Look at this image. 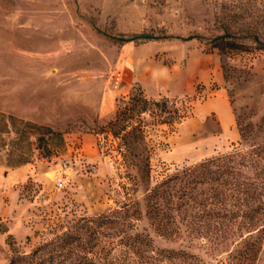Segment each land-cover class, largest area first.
<instances>
[{
	"label": "rangeland",
	"instance_id": "374dc122",
	"mask_svg": "<svg viewBox=\"0 0 264 264\" xmlns=\"http://www.w3.org/2000/svg\"><path fill=\"white\" fill-rule=\"evenodd\" d=\"M154 79L182 93L148 97ZM216 89L237 137L159 157ZM85 131L112 171L76 162ZM26 162L0 189V264H264V0H0L1 175Z\"/></svg>",
	"mask_w": 264,
	"mask_h": 264
},
{
	"label": "crops",
	"instance_id": "0c3cea01",
	"mask_svg": "<svg viewBox=\"0 0 264 264\" xmlns=\"http://www.w3.org/2000/svg\"><path fill=\"white\" fill-rule=\"evenodd\" d=\"M162 84L164 83L155 79L144 83L143 88L146 96L157 97L182 93L176 87L159 88ZM96 135L98 133L90 131L82 133L81 146L75 150L74 158L76 162H79L82 160L80 159L82 156L90 167L99 172L112 171V165L98 159V152L91 151L97 139ZM237 135L234 113L228 97L221 89H216V93L212 96L200 99L193 105L192 114L179 123L175 134L166 139L169 147L158 149L156 154L168 162L194 160L224 147ZM31 168V165L26 162L11 167L6 173L3 170L1 175L4 164L0 163V189L2 185H10L16 180L28 176ZM72 168L76 171L79 170L78 165H73Z\"/></svg>",
	"mask_w": 264,
	"mask_h": 264
},
{
	"label": "built area",
	"instance_id": "2783aa9c",
	"mask_svg": "<svg viewBox=\"0 0 264 264\" xmlns=\"http://www.w3.org/2000/svg\"><path fill=\"white\" fill-rule=\"evenodd\" d=\"M128 94L124 93V96L119 100V105L122 107L127 104ZM66 160H62L57 167L54 168V182L57 187H61L65 183L66 179Z\"/></svg>",
	"mask_w": 264,
	"mask_h": 264
},
{
	"label": "trees",
	"instance_id": "16d2710c",
	"mask_svg": "<svg viewBox=\"0 0 264 264\" xmlns=\"http://www.w3.org/2000/svg\"><path fill=\"white\" fill-rule=\"evenodd\" d=\"M193 36H196V35H195V34H190V35H187L185 38H191V37H193ZM135 37L155 38V37H158V36H156V35H154V34H150V33L141 32V33H138V34H133V35H131V36H120V39L123 40V41H127V40L133 39V38H135ZM137 100H138V101H139V100H142L143 102H146V101H147V98H145V97H140V98L137 99ZM135 104L137 105L138 103L135 102ZM130 107H131V105L127 106L126 109L121 113L122 115H121L119 118L116 117L115 120H113V121H116L117 119H121V118L123 119V118H125V117H123V116H125L124 114H126V111H128V110L130 109ZM122 119H121V120H122Z\"/></svg>",
	"mask_w": 264,
	"mask_h": 264
}]
</instances>
